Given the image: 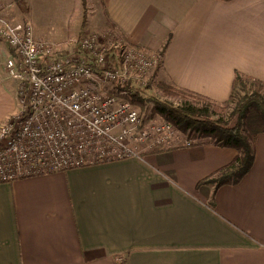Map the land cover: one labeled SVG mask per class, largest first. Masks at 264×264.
Wrapping results in <instances>:
<instances>
[{"label": "crops", "instance_id": "1", "mask_svg": "<svg viewBox=\"0 0 264 264\" xmlns=\"http://www.w3.org/2000/svg\"><path fill=\"white\" fill-rule=\"evenodd\" d=\"M10 0L38 42L110 29L158 55L156 81L223 104L240 73L264 84V0ZM93 22L96 25H93ZM69 47V48H68ZM0 41V125L18 111V84ZM234 149L177 141L127 159L0 184V264H264V134L236 186L198 184L230 165Z\"/></svg>", "mask_w": 264, "mask_h": 264}, {"label": "built area", "instance_id": "2", "mask_svg": "<svg viewBox=\"0 0 264 264\" xmlns=\"http://www.w3.org/2000/svg\"><path fill=\"white\" fill-rule=\"evenodd\" d=\"M9 1L0 0V41L18 111L0 125V184L141 158L178 139L194 144L169 122L147 124L128 100L149 85L160 55L114 29L105 42L88 33L65 51L38 42L29 21L9 19Z\"/></svg>", "mask_w": 264, "mask_h": 264}, {"label": "trees", "instance_id": "3", "mask_svg": "<svg viewBox=\"0 0 264 264\" xmlns=\"http://www.w3.org/2000/svg\"><path fill=\"white\" fill-rule=\"evenodd\" d=\"M229 2L232 0H221ZM84 5L83 28L88 22ZM120 36L123 35L118 31ZM167 44L160 54L162 64ZM158 67L149 85L131 95L128 100L141 110L148 111L145 93L152 89L161 67ZM157 88L170 98L180 101L179 106L153 100L150 119H162L173 125L181 137L196 144H211L237 151L236 159L212 176L202 180L198 188L206 186L215 194L225 186H236L252 170L256 157L258 136L264 134V84L237 73L230 99L219 104L203 96L182 90L165 82Z\"/></svg>", "mask_w": 264, "mask_h": 264}, {"label": "rangeland", "instance_id": "4", "mask_svg": "<svg viewBox=\"0 0 264 264\" xmlns=\"http://www.w3.org/2000/svg\"><path fill=\"white\" fill-rule=\"evenodd\" d=\"M84 1L86 3L85 4V9L88 12V17L91 16V18H93L94 20L96 18H98V16L100 15V4H99L98 0H78V3L82 6L83 10H84V5H83ZM93 25H96V23L93 22ZM86 27L87 26H85L84 29ZM88 32H90V30H87V32H85V33L88 34ZM93 34L99 35L101 37L102 42H105V39L103 38V36L101 35L100 32H94ZM156 78H155V80L153 82L152 89L145 93V97L149 100V102L147 103L148 111L141 110L140 108L135 106L136 108H138L140 110L141 115H142V117L144 118V120L146 121L147 124L159 123V122H167V121H164L162 119H150V115L152 113L151 111H152V108H153V100L154 99H158L161 102H168L170 104H173L174 106H179L180 105V101L179 100L165 96L162 93V91L157 88L158 81H156ZM180 137H181V135H180ZM182 138L183 137H181L180 139H182ZM183 139H187V138L184 137Z\"/></svg>", "mask_w": 264, "mask_h": 264}]
</instances>
